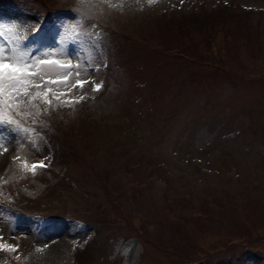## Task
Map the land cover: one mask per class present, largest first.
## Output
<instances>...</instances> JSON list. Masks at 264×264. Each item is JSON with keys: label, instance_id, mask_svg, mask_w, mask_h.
I'll list each match as a JSON object with an SVG mask.
<instances>
[{"label": "rangeland", "instance_id": "1", "mask_svg": "<svg viewBox=\"0 0 264 264\" xmlns=\"http://www.w3.org/2000/svg\"><path fill=\"white\" fill-rule=\"evenodd\" d=\"M69 26L103 86L0 156V264H264V0H0V44Z\"/></svg>", "mask_w": 264, "mask_h": 264}, {"label": "snow or ice", "instance_id": "2", "mask_svg": "<svg viewBox=\"0 0 264 264\" xmlns=\"http://www.w3.org/2000/svg\"><path fill=\"white\" fill-rule=\"evenodd\" d=\"M77 11L80 13L78 25L82 28L88 11L84 7ZM65 35L69 37V42L60 46L57 41V47L25 45L23 41L19 45H8L7 42L0 44V156L8 151L13 141L19 143L22 150L25 144L36 146L38 140L42 139L36 128L28 125L29 119L35 125L37 118L48 114L50 110L54 111L58 107L74 108L87 98L86 94L73 95L74 91L79 89L83 93L89 83L93 85V92L102 88V83L96 84L89 74L90 71H98L99 66H94L90 55L88 58L82 55L84 45L79 39L82 33L78 27L69 26ZM11 159L13 165L23 173L21 179L29 173L34 177L38 169L48 167L47 157L30 162L18 151ZM9 182L0 177V195H3V185ZM43 250L36 249L37 252ZM0 252L15 253L18 247L8 244L0 236Z\"/></svg>", "mask_w": 264, "mask_h": 264}, {"label": "trees", "instance_id": "3", "mask_svg": "<svg viewBox=\"0 0 264 264\" xmlns=\"http://www.w3.org/2000/svg\"><path fill=\"white\" fill-rule=\"evenodd\" d=\"M55 158H56V154H55Z\"/></svg>", "mask_w": 264, "mask_h": 264}]
</instances>
